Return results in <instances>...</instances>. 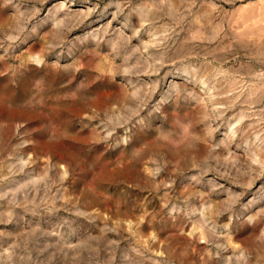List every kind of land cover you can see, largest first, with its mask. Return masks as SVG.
Wrapping results in <instances>:
<instances>
[{"label": "rangeland", "instance_id": "1", "mask_svg": "<svg viewBox=\"0 0 264 264\" xmlns=\"http://www.w3.org/2000/svg\"><path fill=\"white\" fill-rule=\"evenodd\" d=\"M0 264H264V0H0Z\"/></svg>", "mask_w": 264, "mask_h": 264}]
</instances>
